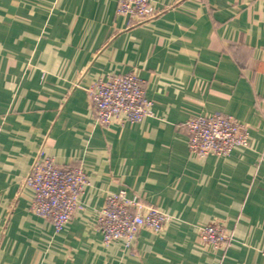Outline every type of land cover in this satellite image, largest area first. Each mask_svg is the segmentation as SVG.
<instances>
[{
  "label": "crops",
  "instance_id": "obj_1",
  "mask_svg": "<svg viewBox=\"0 0 264 264\" xmlns=\"http://www.w3.org/2000/svg\"><path fill=\"white\" fill-rule=\"evenodd\" d=\"M117 0H0V264H264V0H151L129 26ZM135 73L152 103L140 123L99 126L86 88ZM230 116L250 145L196 159L183 123ZM81 168L82 209L60 231L30 212L32 162ZM123 190L172 217L131 248L94 224ZM222 224L231 246L199 245Z\"/></svg>",
  "mask_w": 264,
  "mask_h": 264
},
{
  "label": "built area",
  "instance_id": "obj_2",
  "mask_svg": "<svg viewBox=\"0 0 264 264\" xmlns=\"http://www.w3.org/2000/svg\"><path fill=\"white\" fill-rule=\"evenodd\" d=\"M115 14L129 26H137L153 20L159 10L152 7L151 0H117ZM85 90L89 110L103 128L114 123H140L150 115L152 103L145 98L143 81L133 72L96 80ZM183 129L188 153L196 159L227 157L235 148L250 145L248 127L226 115L192 116L184 121ZM87 185L81 168H62L51 158L40 156L34 159L24 179V186L33 194L30 212L49 221L55 232H60L82 209L81 196ZM171 220L158 208L136 196L129 198L120 190L106 196L94 227L104 246L120 241L129 249L140 231L158 234ZM198 241L213 252L224 251L232 243L229 232L217 222L201 227Z\"/></svg>",
  "mask_w": 264,
  "mask_h": 264
}]
</instances>
